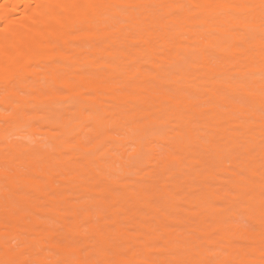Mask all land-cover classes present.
<instances>
[{"label": "bare ground", "instance_id": "6f19581e", "mask_svg": "<svg viewBox=\"0 0 264 264\" xmlns=\"http://www.w3.org/2000/svg\"><path fill=\"white\" fill-rule=\"evenodd\" d=\"M236 97L264 107V0H0V122L80 107L30 127L52 151L0 140V264H264V121Z\"/></svg>", "mask_w": 264, "mask_h": 264}, {"label": "rangeland", "instance_id": "374dc122", "mask_svg": "<svg viewBox=\"0 0 264 264\" xmlns=\"http://www.w3.org/2000/svg\"><path fill=\"white\" fill-rule=\"evenodd\" d=\"M186 60H187V58H186ZM185 64H187V63H183L182 64V66L184 65V67H187V66H185ZM170 66V65H169ZM169 66H167L168 68H169ZM181 66V67H182ZM179 68V67H178ZM235 100H236V102H238V104H240L242 107H244V108H247V109H249L250 110V113H252V114H256L257 116H252V118H254V119H252V121H264V107H261L259 104H253V103H251V102H249V101H245V100H243V99H241V98H239V97H236L235 98ZM61 101H63V100H60V103H61ZM68 101V100H67ZM204 101L206 102V99H204ZM53 103V102H52ZM55 103H56V101H55ZM59 103V102H58ZM71 104H72V102H70ZM70 103L69 104H67V102H65V104H67V108H65V104L62 102V104H64V105H62V104H54V105H48V106H46L45 107V104L43 105V106H41V107H44L45 108V110H47V112H39L36 116H28V120L26 119V117H22L21 118V120L19 121V123L17 124V122H15V121H13V122H10V124H8V125H12V123H16L17 125H13V126H15V127H13V126H10L11 128H9V127H6V123L4 122V125L1 123L0 125H2L3 127H6V131H7V128H8V131L6 132L3 128H2V126H0V132L1 131H3L1 134H0V140H3V143H4V141H6V140H4V139H8V141H6V142H9V143H11V141H9V139L10 140H12L13 142H12V144H16V142H17V144H19V145H26V147H28V148H35V149H37V148H42V149H44V151L46 150V151H52V148L49 146V145H47V143H46V141L42 138V136H38V135H35V136H31V135H29L28 136V131H29V129H30V127H34V126H36V127H44V126H54V127H59L60 125H61V123H63V121L66 123L67 121L68 122H73V120L75 119V113L77 112V111H79V109H80V107L78 108V109H76V107L74 106H70L69 107V105H70ZM47 105V104H46ZM84 106V107H83ZM88 106V107H87ZM89 106L90 105H85V104H83L82 105V108H84L85 109V107H87V108H89ZM69 107V108H68ZM87 108L84 110V109H81V112L82 111H84V113L83 114H86V112H88L87 111ZM185 111V110H184ZM72 113V116H71V114H70V116H67V114L66 113ZM190 112V111H189ZM189 112H188V110H186V114H189ZM44 113V114H43ZM62 113V114H61ZM239 114H241V113H239ZM59 115V116H58ZM61 115V116H60ZM190 115H192V113H190ZM237 115H238V113H237ZM86 117V116H85ZM102 117H104V118H106L105 116H102ZM81 120H83V122H82V126L81 127H83V126H87L88 124H86V123H88V121H85L84 119V117H83V119L82 118H80ZM24 120V121H23ZM81 120H79V121H81ZM87 120V119H86ZM155 121H157L156 119H154ZM107 121V119L103 122V125H105V127L103 126V128L105 129H110V127H111V125H110V123L111 122H106ZM142 121L143 122H145V127L143 128L142 127V130H141V128H139L136 132H139V133H144V137H145V139H147V140H143V141H148V138H149V140H150V138H152V140H156V139H154V137H164V135L163 134H165V136H167L168 134H169V130L170 129H168V127H167V125H164V124H160V126H159V121H158V123H156L155 121H153V122H151V123H147L146 122V120L145 119H142ZM142 121L140 120V123H142ZM197 121L198 120H196L195 118L193 119V123H197ZM76 122H78V120L76 121ZM65 123H63V125H65ZM81 123V122H80ZM89 123L91 124V122H90V120H89ZM154 123H156V125L154 124ZM173 123V122H172ZM63 125H61V127H63ZM158 125V126H157ZM162 125V126H161ZM164 125V126H163ZM60 127V128H61ZM89 127H91L90 125H89ZM166 127H167V129H168V131H167V129H166ZM170 127V126H169ZM2 128V129H1ZM59 128V129H60ZM171 128V127H170ZM10 129V130H9ZM86 129H88V131H89V129L90 128H86ZM85 129V132L87 133L88 131ZM163 131V132H162ZM20 132V133H19ZM83 133V135H84V137L86 138V133ZM4 133H6L5 135H4ZM136 134H138V133H131V136L130 135H120V134H118V135H116L119 139H121V138H126V139H129L130 137H132V136H134V135H136ZM162 134V135H161ZM167 134V135H166ZM3 135H4V139H3ZM26 135H27V137H26ZM159 135H161V136H159ZM87 139V138H86ZM137 140H141L140 138H137V139H134L133 141H137ZM2 143V144H3ZM155 143V142H154ZM115 144H118V143H115ZM113 145H114V141H112V140H109V141H107L106 142V147H105V149H103L102 148V150H104L103 152H105L106 151V149L107 148H112V149H114L115 150V148L113 147ZM120 145H122V144H120ZM3 147H5V146H3ZM3 147L1 146V144H0V152H2V150H3ZM104 147V146H103ZM127 148H129V147H127ZM34 149V150H35ZM110 150V152L112 153V152H114V150ZM127 150V156H129V154H128V149H126ZM78 152H81L80 150H77ZM77 151H76V153H77ZM99 151H101V150H99ZM99 151H98V154H99V157L101 156L100 155V153H99ZM160 151V150H159ZM75 152V151H74ZM115 152H118V151H115ZM132 151H130V153H131ZM144 152V153H143ZM142 153V155H141V153L139 154L140 156H135L134 158H132L133 159V163L134 164H136V168L134 167V164L132 163V167H134V168H132V169H134L133 170V174L131 173V172H128V173H125V175H127V176H130V177H132V178H134V177H137V176H135V175H138V176H141V172H142V175H143V173H147V172H149V171H151L152 169H153V166L154 165H152V163L154 164L155 162L154 161H152V163L150 164V159H149V154H148V152H147V154H146V152H145V150L143 151ZM87 153V151H82L81 153H78V154H76V155H79V154H86ZM106 153H107V151H106ZM111 153L110 154H107L106 155V158L107 159H109V158H111V159H113V157H111ZM96 154V153H95ZM98 154H96V157H98L97 155ZM116 153H114L113 155H115ZM117 154H119V153H117ZM116 154V155H117ZM121 154V153H120ZM87 155V154H86ZM85 155V156H86ZM91 155H94V154H92L91 153ZM147 156V157H146ZM115 157H117V156H115ZM130 157V156H129ZM142 157V158H141ZM148 159V162L146 161ZM145 163V164H144ZM139 166H138V165ZM117 165V164H116ZM150 165V166H149ZM151 165H152V168H150L151 167ZM149 166V167H148ZM139 167V168H138ZM144 167H148V168H144ZM116 169V170H115ZM113 171H114V174H123V172H118V170H117V168H115ZM141 169H143V170H141ZM138 170H141V172H138ZM175 170L176 171H178L179 173H178V175L176 176L177 177V179H179V180H183L184 179V176H185V174L187 173V171H185L186 169L184 168H181V169H179V168H176L175 167ZM135 171H137L138 173H135ZM180 174H183L182 176H183V178L182 179H180L182 176H180ZM134 176V177H133ZM179 177V178H178ZM224 176H220V178L222 179ZM225 180H227L226 178H224L223 179V181L224 182H222V180H221V182H222V184H225L226 183V181ZM216 183H218V179H217V182ZM221 183H220V185H214V187H217V186H219V188L221 187V185H222ZM224 187V186H223ZM264 190V189H263ZM222 191H224V190H222ZM262 192H264V191H262ZM221 196H224L223 198H225V199H222L221 198V200H223V201H226V196L225 195H223V194H221ZM262 198V199H261ZM260 198V200L262 201V202H259V203H257V205H256V203H255V208H260L262 205L264 206V204H263V202H264V196L263 197H261ZM227 200H230V198H228ZM239 200H241L240 198L238 199V201ZM234 201H237V199H235V200H233V202ZM237 201V203H239ZM242 201V200H241ZM245 201V202H244ZM246 201L247 200H245V198L243 199V203H240V204H237L236 205V203L234 202H232L233 203V205H236V206H233L232 205V203L230 204L231 206H229L230 208L231 207H233V209H232V212H231V210H229L230 208L229 207H227V205H224V203H219V206H220V208H223V205L226 207V209L228 208V210H229V212H231V215H233L234 214V217H233V219L235 220V224L237 225V226H239L238 224H240V225H244V226H246V225H249L250 223H249V221L246 219V213H245V210L247 211V207H242V205L243 206H245V203H246ZM230 202V201H229ZM248 202V201H247ZM249 202H250V200H249ZM253 202V201H252ZM250 204L252 205V203L250 202L249 204H248V207H254L253 205L252 206H250ZM259 205V206H258ZM239 208V209H238ZM258 208V209H259ZM262 208V207H261ZM251 209V208H250ZM226 213H227V210L225 211ZM229 215H230V213H228ZM230 215V216H231ZM232 218V217H231ZM231 222H232V220H230ZM233 223V222H232Z\"/></svg>", "mask_w": 264, "mask_h": 264}]
</instances>
